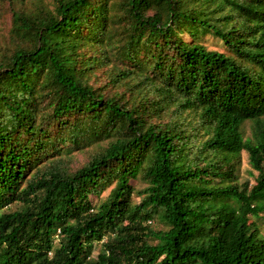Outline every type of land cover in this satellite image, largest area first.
Masks as SVG:
<instances>
[{
	"label": "trees",
	"instance_id": "16d2710c",
	"mask_svg": "<svg viewBox=\"0 0 264 264\" xmlns=\"http://www.w3.org/2000/svg\"><path fill=\"white\" fill-rule=\"evenodd\" d=\"M5 42L0 264H264V0H38Z\"/></svg>",
	"mask_w": 264,
	"mask_h": 264
},
{
	"label": "rangeland",
	"instance_id": "374dc122",
	"mask_svg": "<svg viewBox=\"0 0 264 264\" xmlns=\"http://www.w3.org/2000/svg\"><path fill=\"white\" fill-rule=\"evenodd\" d=\"M47 2H50V0H44ZM36 5H38V0H5V1H0V46H6V38L9 34V26H10V22H11V9L12 8H25V9H31L34 8ZM182 38L187 41V42H191L192 38L190 35L188 34H182ZM201 43H203L204 45H206L209 49L211 50H217V51H225L226 48L223 45V43L218 39L215 38L212 35H208L205 34L203 35V37L201 38ZM192 119H195L192 116H190L188 118V121H191ZM193 124H196L199 126V123L197 121H194ZM252 123L251 122H246L244 125V134L245 137L248 138L251 136L252 133ZM201 139V137H200ZM107 144V142H104L103 145L105 146ZM100 151V146L97 144L85 148L84 150H75L72 153L68 154V155H63V166L65 168H67L69 171L71 172H75L78 169L82 168L85 164H87L92 157ZM234 165L236 167V176L238 177V183L241 185L246 181H250L252 184H254L256 182V177L258 176V173L255 172L250 164H249V159H248V155L247 153L243 152L241 154V157L239 159L234 160ZM33 173H35V171H32L27 179H29V176L32 175ZM143 187V184L140 182L136 183V189H141ZM115 188V184H112L111 186H109L107 188V190L105 192H103L102 196L100 198L98 197H91V200L93 202V205L98 206L100 203V200H103L105 198H107L111 191ZM133 201L134 203H139L140 202V198L138 197L137 193H135V195L133 196ZM22 209V204L21 203H15L12 206H10V208H8L7 210H5V212L7 213H11V212H15V211H19ZM256 224L258 226V228L260 229V233L261 236L264 237V214L261 216V218L256 219ZM148 225L154 229V230H161V229H165L166 227L159 223V221L155 218L154 220H151ZM167 229V228H166ZM107 239V238H106ZM103 240L102 242H95L94 243V250H93V254L92 257L93 258H97L98 254L100 253L102 247H103V243L106 241ZM57 243V241H56Z\"/></svg>",
	"mask_w": 264,
	"mask_h": 264
}]
</instances>
